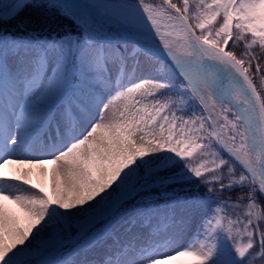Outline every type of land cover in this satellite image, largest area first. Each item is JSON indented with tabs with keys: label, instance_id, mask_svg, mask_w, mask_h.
Wrapping results in <instances>:
<instances>
[{
	"label": "snow or ice",
	"instance_id": "6c2138e0",
	"mask_svg": "<svg viewBox=\"0 0 264 264\" xmlns=\"http://www.w3.org/2000/svg\"><path fill=\"white\" fill-rule=\"evenodd\" d=\"M29 7L69 26L0 31V264H264V0H11L0 26Z\"/></svg>",
	"mask_w": 264,
	"mask_h": 264
},
{
	"label": "trees",
	"instance_id": "16d2710c",
	"mask_svg": "<svg viewBox=\"0 0 264 264\" xmlns=\"http://www.w3.org/2000/svg\"><path fill=\"white\" fill-rule=\"evenodd\" d=\"M10 2L11 0H0V3ZM68 26L69 22L66 20L51 19L44 9L29 7L19 19L0 26V31L16 34L19 29L24 33L34 31L37 35H51L52 33H62Z\"/></svg>",
	"mask_w": 264,
	"mask_h": 264
},
{
	"label": "bare ground",
	"instance_id": "6f19581e",
	"mask_svg": "<svg viewBox=\"0 0 264 264\" xmlns=\"http://www.w3.org/2000/svg\"><path fill=\"white\" fill-rule=\"evenodd\" d=\"M49 169H51V165L48 166ZM0 171H3L5 172L6 174H10V168L8 166H6L4 169H0ZM42 180V178L40 177H33V181L36 182V183H40ZM7 183H12V184H15L16 187H20V188H27L28 186L27 185H23L22 182H19V181H16V182H13V181H8ZM182 246V245H180ZM190 259L189 258H181L180 260L178 261H173L171 262V264H184L186 262H188Z\"/></svg>",
	"mask_w": 264,
	"mask_h": 264
},
{
	"label": "rangeland",
	"instance_id": "374dc122",
	"mask_svg": "<svg viewBox=\"0 0 264 264\" xmlns=\"http://www.w3.org/2000/svg\"><path fill=\"white\" fill-rule=\"evenodd\" d=\"M147 46V45H146ZM184 264H191V262H190V260L188 261V262H186V263H184Z\"/></svg>",
	"mask_w": 264,
	"mask_h": 264
}]
</instances>
